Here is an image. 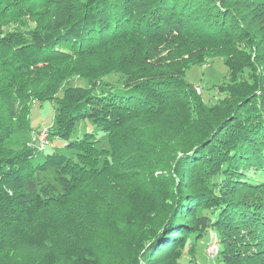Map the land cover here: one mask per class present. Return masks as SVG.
<instances>
[{
	"label": "trees",
	"instance_id": "16d2710c",
	"mask_svg": "<svg viewBox=\"0 0 264 264\" xmlns=\"http://www.w3.org/2000/svg\"><path fill=\"white\" fill-rule=\"evenodd\" d=\"M214 59L210 107L186 71ZM46 101L75 158L14 147ZM209 231L264 264V0H0V264H182Z\"/></svg>",
	"mask_w": 264,
	"mask_h": 264
},
{
	"label": "rangeland",
	"instance_id": "374dc122",
	"mask_svg": "<svg viewBox=\"0 0 264 264\" xmlns=\"http://www.w3.org/2000/svg\"><path fill=\"white\" fill-rule=\"evenodd\" d=\"M11 21L12 22L7 21V24L5 23L6 26L3 27V30L17 29L20 33H23L34 29L38 18L28 19L22 18L18 15L13 16ZM113 78L115 85H117L116 78L114 76ZM186 79L192 86L195 87L196 92L200 94L204 102L211 107L217 103L221 96H223L221 86L223 83L227 82L228 75L222 60L214 59L204 65H195L189 68L186 71ZM75 82L77 83V81ZM55 115L56 105L54 102H34L31 104L29 111V127L32 131L29 134L18 130L13 133L12 141L16 144L14 146L16 149L25 145L30 148H34L37 152H40V154L34 159L35 164L42 161L44 154L53 151L64 154L67 157L75 158L74 154L65 148V142L51 136V131L55 127ZM42 130H47L49 144L43 151H38L35 148V143L38 141L37 135ZM85 133L94 134L96 139L95 146L99 150H106L109 148L107 135L100 129L96 128L90 120H83L76 125L71 136V140L80 139ZM249 173L252 176L253 171L250 170ZM38 177L40 181L57 187L54 169L50 168L46 173L39 174ZM215 238H217V236L213 232L209 231L207 236L200 239L195 246L187 245L184 249V254L180 262L182 264H223L220 258L208 259L204 254V249L208 241ZM190 251H192V253H190Z\"/></svg>",
	"mask_w": 264,
	"mask_h": 264
},
{
	"label": "built area",
	"instance_id": "2783aa9c",
	"mask_svg": "<svg viewBox=\"0 0 264 264\" xmlns=\"http://www.w3.org/2000/svg\"><path fill=\"white\" fill-rule=\"evenodd\" d=\"M38 141L35 143V148L38 151H43L46 146H48V132L47 130H42L39 132L37 135ZM215 251V248L212 244H210V240L208 241L205 249H204V254L208 259H213V252Z\"/></svg>",
	"mask_w": 264,
	"mask_h": 264
},
{
	"label": "bare ground",
	"instance_id": "6f19581e",
	"mask_svg": "<svg viewBox=\"0 0 264 264\" xmlns=\"http://www.w3.org/2000/svg\"><path fill=\"white\" fill-rule=\"evenodd\" d=\"M210 244H212L214 246V248H215V251L213 252V259H214L219 254L220 245H219V242H218V240L216 238L215 239H212L210 241Z\"/></svg>",
	"mask_w": 264,
	"mask_h": 264
}]
</instances>
